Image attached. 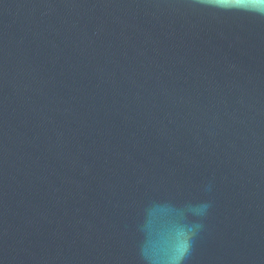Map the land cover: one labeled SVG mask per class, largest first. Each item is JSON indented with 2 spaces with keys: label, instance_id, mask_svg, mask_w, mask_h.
Wrapping results in <instances>:
<instances>
[{
  "label": "water",
  "instance_id": "95a60500",
  "mask_svg": "<svg viewBox=\"0 0 264 264\" xmlns=\"http://www.w3.org/2000/svg\"><path fill=\"white\" fill-rule=\"evenodd\" d=\"M0 264H264V14L0 0Z\"/></svg>",
  "mask_w": 264,
  "mask_h": 264
},
{
  "label": "clouds",
  "instance_id": "9594fccd",
  "mask_svg": "<svg viewBox=\"0 0 264 264\" xmlns=\"http://www.w3.org/2000/svg\"><path fill=\"white\" fill-rule=\"evenodd\" d=\"M210 2L220 8H230L233 6H245L253 11L264 14V0H210ZM183 255L181 251L177 256L176 260H179Z\"/></svg>",
  "mask_w": 264,
  "mask_h": 264
}]
</instances>
